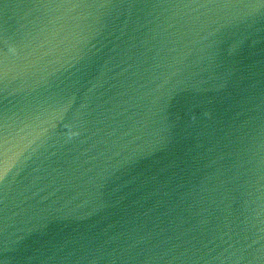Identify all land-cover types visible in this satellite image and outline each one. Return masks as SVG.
Instances as JSON below:
<instances>
[{
  "label": "water",
  "instance_id": "obj_1",
  "mask_svg": "<svg viewBox=\"0 0 264 264\" xmlns=\"http://www.w3.org/2000/svg\"><path fill=\"white\" fill-rule=\"evenodd\" d=\"M0 264H264V0H0Z\"/></svg>",
  "mask_w": 264,
  "mask_h": 264
}]
</instances>
